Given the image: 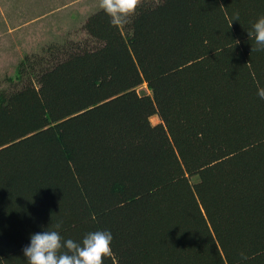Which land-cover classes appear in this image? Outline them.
I'll return each instance as SVG.
<instances>
[{
	"label": "trees",
	"instance_id": "trees-1",
	"mask_svg": "<svg viewBox=\"0 0 264 264\" xmlns=\"http://www.w3.org/2000/svg\"><path fill=\"white\" fill-rule=\"evenodd\" d=\"M261 16L141 0L122 26L89 16L92 47L20 62L0 91V264L61 222L65 240L110 231L103 264H264Z\"/></svg>",
	"mask_w": 264,
	"mask_h": 264
},
{
	"label": "rangeland",
	"instance_id": "rangeland-1",
	"mask_svg": "<svg viewBox=\"0 0 264 264\" xmlns=\"http://www.w3.org/2000/svg\"><path fill=\"white\" fill-rule=\"evenodd\" d=\"M99 10V0H0V91L22 87L10 79L24 59L55 56L66 44L92 47L84 23ZM137 92L149 94L146 85Z\"/></svg>",
	"mask_w": 264,
	"mask_h": 264
},
{
	"label": "clouds",
	"instance_id": "clouds-1",
	"mask_svg": "<svg viewBox=\"0 0 264 264\" xmlns=\"http://www.w3.org/2000/svg\"><path fill=\"white\" fill-rule=\"evenodd\" d=\"M141 0H99V8L110 18L113 26H122L135 14ZM223 7V6H221ZM239 20V13L235 14ZM254 40L256 48L264 50V16L252 24L247 32ZM257 95L264 100V88H259ZM62 222L57 223L56 230H46L30 236V245L23 249L27 264H103L104 258L112 255L113 236L110 231L87 233L82 241L65 240L58 231ZM243 260L248 257L241 253Z\"/></svg>",
	"mask_w": 264,
	"mask_h": 264
}]
</instances>
